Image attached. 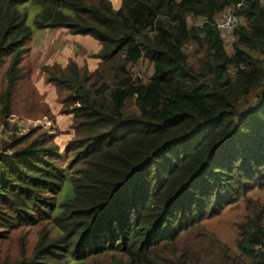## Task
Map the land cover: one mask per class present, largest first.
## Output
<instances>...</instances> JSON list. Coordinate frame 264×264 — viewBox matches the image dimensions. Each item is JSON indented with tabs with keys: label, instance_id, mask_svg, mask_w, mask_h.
<instances>
[{
	"label": "trees",
	"instance_id": "1",
	"mask_svg": "<svg viewBox=\"0 0 264 264\" xmlns=\"http://www.w3.org/2000/svg\"><path fill=\"white\" fill-rule=\"evenodd\" d=\"M231 5L240 19L227 43L215 19ZM32 8L35 27L88 33L100 47L90 70L44 66L66 91L72 137L0 140V240L18 224L35 232L0 264H238L202 221L243 198L252 206L248 193L264 185V0H0L2 123ZM193 43L207 51L201 68ZM140 59L146 78L131 68ZM237 225L244 264H264L263 210ZM215 242L222 255L209 261Z\"/></svg>",
	"mask_w": 264,
	"mask_h": 264
},
{
	"label": "rangeland",
	"instance_id": "2",
	"mask_svg": "<svg viewBox=\"0 0 264 264\" xmlns=\"http://www.w3.org/2000/svg\"><path fill=\"white\" fill-rule=\"evenodd\" d=\"M114 6L120 4V0H111ZM34 8L29 12L28 22L32 26V36L25 45V54L21 61V76L11 93L10 112L6 116V122H0V140L5 139L12 132H22L25 143L31 141L36 135L49 137L50 134L58 141L73 136L71 126L72 114L64 109L62 102L66 94L64 90H58L55 85L47 80L44 66L53 63L66 64L75 60L79 64H85L90 70L96 65L97 59L92 54L100 47L98 39L88 33H72L65 27L38 28L33 24ZM238 16L236 12L234 14ZM193 24L200 23L202 18L189 17ZM238 23V22H237ZM237 25V24H236ZM229 31L224 33L227 43L232 39ZM229 36V37H228ZM227 49L231 51L230 46ZM189 58L196 67L201 68L206 62L207 51L200 43H193L188 47ZM135 75L144 78L152 72L149 62L143 59L131 65ZM4 76L0 75V89L4 87ZM250 199H240L231 207H226L220 214L203 220V227L213 237L226 245L230 255L241 259L238 264H244L239 248L236 245L238 238V222L243 220L246 214H253L260 208L264 214V185L251 189L248 193ZM33 225H17L12 234L6 240H0V251L12 258L21 256V245L29 250L35 239ZM196 230H202L197 228ZM185 237L192 238V233L187 232ZM222 255L220 246L215 242L207 250L206 258L219 259ZM105 255L99 256L103 257ZM17 261V259L15 260ZM216 262V261H215ZM215 264H220V261Z\"/></svg>",
	"mask_w": 264,
	"mask_h": 264
},
{
	"label": "built area",
	"instance_id": "3",
	"mask_svg": "<svg viewBox=\"0 0 264 264\" xmlns=\"http://www.w3.org/2000/svg\"><path fill=\"white\" fill-rule=\"evenodd\" d=\"M236 13L234 5L222 9L216 16L215 24L220 32L224 36V33L231 31L238 22V16H235Z\"/></svg>",
	"mask_w": 264,
	"mask_h": 264
}]
</instances>
